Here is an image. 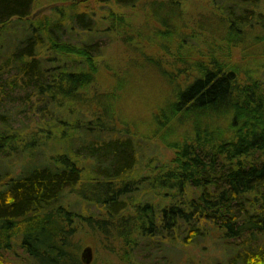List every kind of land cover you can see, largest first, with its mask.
<instances>
[{
    "label": "trees",
    "instance_id": "1",
    "mask_svg": "<svg viewBox=\"0 0 264 264\" xmlns=\"http://www.w3.org/2000/svg\"><path fill=\"white\" fill-rule=\"evenodd\" d=\"M36 2L0 0V264L15 246L30 264H85L86 247L91 264H264V0L197 17L181 0L73 1L33 23ZM153 70L168 89L150 136L172 151L146 165L121 101Z\"/></svg>",
    "mask_w": 264,
    "mask_h": 264
},
{
    "label": "rangeland",
    "instance_id": "2",
    "mask_svg": "<svg viewBox=\"0 0 264 264\" xmlns=\"http://www.w3.org/2000/svg\"><path fill=\"white\" fill-rule=\"evenodd\" d=\"M78 2V7L81 10H86L88 12L95 11L98 13V15L101 13V11L106 10L108 11V4H105L103 6H100L98 4L99 0H68L64 2V0H37L36 2V8L33 10V12L36 14V16L32 19L33 23L37 22H45L46 20L54 19L55 14L54 10L58 5H67L71 2ZM184 3V7L186 8V13H189L191 15L196 16L198 12L203 11L207 12V3L208 0H181ZM63 2L65 4H63ZM55 8V9H54ZM137 12H140V9H136ZM120 13H126L129 16L135 15L136 13H133L131 11H119ZM96 16V15H95ZM189 17V16H187ZM197 17V16H196ZM28 21L27 23H29ZM30 24H27V26ZM8 32L9 34H13L12 37H14V41L16 43L21 40V31H23L22 28L13 29L12 27ZM20 32V33H19ZM9 34H6L9 36ZM151 54H154L156 58H159V54L161 52L157 50V48H153ZM241 50L239 48H234L233 50V60L234 62H238L241 60ZM123 53L121 51L120 45L117 44L114 47L107 49L104 53V59L107 60L108 63L118 65V62H120V58L122 57ZM200 58V57H198ZM158 73L157 70H153V74L151 73L147 75H141L139 77H135L133 79L134 87L130 88V92H128L125 96L122 97L121 105L123 106L121 109V117L124 123L127 124L130 130H138L142 134H145L148 142L142 143V149L141 150V164H150L149 162H152V160L157 157H169L172 151L170 149H167L162 146L160 143L159 138H155L154 136H150L154 128H149L150 125V114L151 113H158L159 109L157 105H160L162 101L164 100V92H167V87L165 83L160 80L156 74ZM149 76V77H146ZM145 77V78H144ZM6 78V76H5ZM3 105V104H2ZM156 110V111H155ZM5 108L0 107V114L5 113ZM24 116V115H23ZM11 120H13L11 118ZM0 123L1 119H0ZM125 124V125H126ZM136 128V129H135ZM159 131V130H157ZM147 133H149L147 135ZM181 132H179L180 134ZM145 155V156H143ZM21 161L16 159H10L9 164L10 165H21ZM95 244V243H94ZM156 254V251L154 252V255ZM4 258L8 260L9 264H30L27 263L24 259V253L23 250L17 246H15L13 252H4ZM159 257L161 258L163 254L157 253ZM170 256L175 262H181L183 260L184 252L179 253V251L170 252L167 254ZM95 264H124L120 262V258H118L115 255L107 256L102 251L100 253H97Z\"/></svg>",
    "mask_w": 264,
    "mask_h": 264
},
{
    "label": "water",
    "instance_id": "3",
    "mask_svg": "<svg viewBox=\"0 0 264 264\" xmlns=\"http://www.w3.org/2000/svg\"><path fill=\"white\" fill-rule=\"evenodd\" d=\"M35 16L36 14L34 13L32 17H35ZM81 258L85 264H91L94 258L92 248L86 247L82 252Z\"/></svg>",
    "mask_w": 264,
    "mask_h": 264
}]
</instances>
